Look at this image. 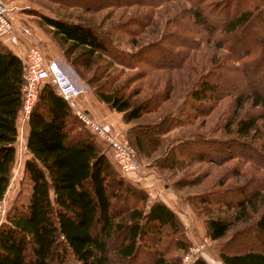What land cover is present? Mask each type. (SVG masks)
I'll use <instances>...</instances> for the list:
<instances>
[{"label": "trees", "instance_id": "trees-1", "mask_svg": "<svg viewBox=\"0 0 264 264\" xmlns=\"http://www.w3.org/2000/svg\"><path fill=\"white\" fill-rule=\"evenodd\" d=\"M165 1L123 0L143 6H156ZM183 1L189 5L186 18L213 38L218 48L225 46L242 68L236 76L240 86L247 87V92L241 88L238 94H233L237 104L241 106L249 100L251 106L264 108V0H254L243 7L239 6L242 0ZM98 2L104 3L103 0ZM110 2L119 4L117 0ZM175 21L176 17L171 20ZM43 22L68 44V54L78 50L77 58L87 56L88 62L80 64L84 68L91 65V58L101 54L126 67L134 63V60H126V53L89 24L47 17ZM181 42L180 51L162 49L160 44L149 46L154 54L149 53V56L156 57L151 61L152 67L177 68V61L169 54L176 56L189 42L190 49L197 44L196 40ZM143 53L140 51L134 56L138 58ZM77 58H71L70 65L80 76ZM245 80L247 85L243 84ZM23 82V61L0 37V201L9 184L16 155V123ZM217 82L220 80H215L209 67L192 85L187 107L197 113L195 116L206 113L212 104L205 110L200 108L206 107L211 99L216 101L232 93L218 90ZM93 94L108 108L121 113L124 123L137 120L151 110L150 99L132 102L128 95L117 90H98ZM190 114L187 111L184 116L187 118ZM261 118L251 115L237 120L233 141L249 143L247 159L255 161L264 172V163L252 158L254 152L259 155L261 151L253 145L252 134L260 130L257 122ZM168 120L170 128L180 119L168 117ZM132 138L133 143L128 137V144L144 151L141 138L134 134ZM262 140L264 142V137ZM102 143L83 126L54 86L43 83L38 88L25 123L24 149L28 156L21 166L23 188L0 222V264H122L124 261L128 264H180V258L169 254L172 249L185 252L189 245L178 217L161 200H151L144 209L146 194L112 170L105 152L108 149ZM172 159L175 164L177 159L173 156ZM260 178L258 190L225 204L234 211L232 218L208 217L204 222L206 236L217 240L225 236L231 226L249 219L251 214L257 215L251 234L252 242L258 245H246L237 252L219 251L222 264H264V174ZM191 263L205 264L199 258Z\"/></svg>", "mask_w": 264, "mask_h": 264}, {"label": "rangeland", "instance_id": "rangeland-1", "mask_svg": "<svg viewBox=\"0 0 264 264\" xmlns=\"http://www.w3.org/2000/svg\"><path fill=\"white\" fill-rule=\"evenodd\" d=\"M98 1L0 0L13 24L7 42L15 44L12 38H17L25 44H37L43 49L46 59H55L70 78L82 84L88 92L117 90V93L128 95L132 102L138 103L150 99L149 112L128 123H124L120 116L126 128L112 129L119 131L127 141L129 137L132 143V134L141 138L144 151L132 147L133 155L141 165L140 172L121 174L110 153L107 150L105 152L112 170L132 186L144 191V209L151 200H161L178 217L189 245L185 252L170 250L171 257L180 258V264H192L196 258L205 264H222L218 257L219 251L237 252L246 245H258V242H252L254 238L251 234L257 216L255 214L231 226L225 236L217 240L206 236L204 226L208 217L232 218L234 211L231 212L232 209L226 208L225 204L258 190L260 176L264 174L255 161L247 159V155H250V149L247 148L249 143L233 141L237 120L251 115L262 116L257 122L260 130L252 133L255 137L253 145L261 151L259 155L254 152L252 158L264 163V108L251 106L249 100L241 106L235 101L233 94H238L241 88L247 92V87H241L236 76L237 71L242 70L238 61H234L225 46L218 48L213 38L186 18L189 5L183 0H166L156 6L135 5L124 3L123 0H117L119 4L115 5L110 2L115 0H103L102 4ZM252 1H239V6H248ZM183 12L184 15L177 17ZM44 17L89 24L106 36L107 40H111L113 46L126 53V60H134V66L118 64L103 54L91 58L89 67L80 66L88 62L87 56L77 58L78 50L68 54V44L62 42L52 28L43 22ZM174 17L176 21L172 23ZM194 40L197 44L193 49H190L192 45L189 42L186 49L177 52L176 56L169 54L170 58L177 61V68L152 67L151 61L156 57L149 56V53L153 54L149 46L160 44L162 49L180 51L181 41L186 43ZM140 51H144L143 55L135 57L134 54ZM71 58H77L82 73L80 76L70 65ZM209 67L215 80H220L217 89L230 90L232 93L216 101L211 99L206 107L200 108L205 110L212 104L206 113L195 116L197 113L187 107L189 91ZM244 82L247 85L246 80ZM187 111L191 114L186 118L184 113ZM18 116L19 119L23 117L21 114ZM168 117L180 119L179 123L176 126L172 123L173 126L168 128ZM23 121L20 119L16 123V155L9 184L0 201V222L4 220L10 203L23 188L20 184L21 166L25 158L20 154L24 143L21 130L25 123ZM132 129L135 131L132 132ZM172 156L177 159L175 164ZM200 244H205V255L193 252L192 248ZM186 254L192 256L189 262L184 261Z\"/></svg>", "mask_w": 264, "mask_h": 264}, {"label": "built area", "instance_id": "built-area-1", "mask_svg": "<svg viewBox=\"0 0 264 264\" xmlns=\"http://www.w3.org/2000/svg\"><path fill=\"white\" fill-rule=\"evenodd\" d=\"M12 28V21L0 4V37L9 40L7 35H9ZM12 39L15 41L13 45H16V50L13 52L23 61L24 82L21 88L22 102L19 111V114L23 117H20V119L22 121L25 120L26 123L28 114L36 99L38 88L43 83H49L55 87L58 95L70 105L83 126L104 142L120 172L122 174L139 173L141 165L135 160L133 149L125 137L119 131L105 129L88 113L77 107L75 100L87 92L85 87L73 81L55 59H46L43 49L37 44H25V42H21L17 38ZM20 119L18 116L17 120ZM24 125L21 128L23 133L25 132ZM192 249L194 253H204L205 255V244H200ZM184 256L185 262H189L192 258L188 254Z\"/></svg>", "mask_w": 264, "mask_h": 264}, {"label": "crops", "instance_id": "crops-1", "mask_svg": "<svg viewBox=\"0 0 264 264\" xmlns=\"http://www.w3.org/2000/svg\"><path fill=\"white\" fill-rule=\"evenodd\" d=\"M5 44L15 52L16 45L7 42V39H3ZM76 105L79 109L88 113L96 122H98L102 127L108 130L112 129H124L126 128L124 123L120 120L121 113L111 111L103 102H100L93 93L85 92L80 95L76 100ZM116 114V115H113ZM123 127V128H122ZM25 134V132H24ZM20 154L25 157L28 155L24 149V143L21 145Z\"/></svg>", "mask_w": 264, "mask_h": 264}]
</instances>
